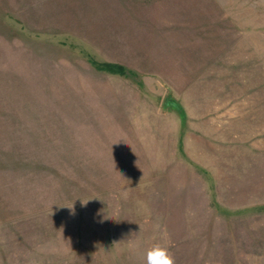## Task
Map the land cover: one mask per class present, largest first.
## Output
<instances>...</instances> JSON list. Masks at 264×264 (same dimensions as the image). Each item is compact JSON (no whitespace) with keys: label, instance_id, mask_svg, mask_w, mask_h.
Wrapping results in <instances>:
<instances>
[{"label":"rangeland","instance_id":"obj_1","mask_svg":"<svg viewBox=\"0 0 264 264\" xmlns=\"http://www.w3.org/2000/svg\"><path fill=\"white\" fill-rule=\"evenodd\" d=\"M157 243L264 264V0H0V264Z\"/></svg>","mask_w":264,"mask_h":264},{"label":"clouds","instance_id":"obj_2","mask_svg":"<svg viewBox=\"0 0 264 264\" xmlns=\"http://www.w3.org/2000/svg\"><path fill=\"white\" fill-rule=\"evenodd\" d=\"M145 264H175V258L168 247L157 243L147 250Z\"/></svg>","mask_w":264,"mask_h":264},{"label":"trees","instance_id":"obj_3","mask_svg":"<svg viewBox=\"0 0 264 264\" xmlns=\"http://www.w3.org/2000/svg\"><path fill=\"white\" fill-rule=\"evenodd\" d=\"M95 65L100 68V69H105L111 73H118V74H122V75H127L128 73L132 72L131 69H127L126 66L121 65L119 63H110V62H95Z\"/></svg>","mask_w":264,"mask_h":264}]
</instances>
